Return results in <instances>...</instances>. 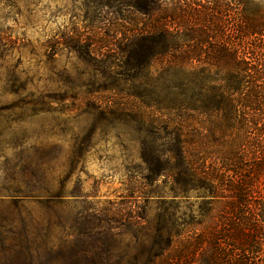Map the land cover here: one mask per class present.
<instances>
[{"label": "rangeland", "instance_id": "obj_1", "mask_svg": "<svg viewBox=\"0 0 264 264\" xmlns=\"http://www.w3.org/2000/svg\"><path fill=\"white\" fill-rule=\"evenodd\" d=\"M112 1L0 0V264L251 261L222 199L147 179L160 114L127 95L110 50L152 22L124 7L115 19Z\"/></svg>", "mask_w": 264, "mask_h": 264}, {"label": "trees", "instance_id": "obj_2", "mask_svg": "<svg viewBox=\"0 0 264 264\" xmlns=\"http://www.w3.org/2000/svg\"><path fill=\"white\" fill-rule=\"evenodd\" d=\"M117 1L110 16L122 21L124 7L152 22L110 50L127 69V95L160 114L159 142L141 157L147 179L171 173L182 191L197 185L208 204L222 199L239 224L234 239L253 256L241 264H264L262 237L246 231L264 228V57L249 52L258 41L264 53V9L253 0Z\"/></svg>", "mask_w": 264, "mask_h": 264}]
</instances>
